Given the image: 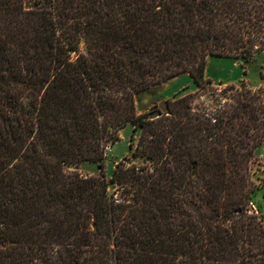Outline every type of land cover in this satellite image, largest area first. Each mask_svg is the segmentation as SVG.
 Listing matches in <instances>:
<instances>
[{"label":"trees","instance_id":"16d2710c","mask_svg":"<svg viewBox=\"0 0 264 264\" xmlns=\"http://www.w3.org/2000/svg\"><path fill=\"white\" fill-rule=\"evenodd\" d=\"M262 52L264 0H0V264H264V90L135 111L184 74L210 89V57Z\"/></svg>","mask_w":264,"mask_h":264},{"label":"rangeland","instance_id":"374dc122","mask_svg":"<svg viewBox=\"0 0 264 264\" xmlns=\"http://www.w3.org/2000/svg\"><path fill=\"white\" fill-rule=\"evenodd\" d=\"M205 78L211 82L210 89H197L188 74L178 76L171 79L157 87L152 88L149 92L144 93L136 98L135 111L136 114L141 115L149 112L151 109L163 113L159 107L162 103H168L175 97L181 94L198 93V101H209V93L221 92L226 86L233 85L235 88H241V84L247 89L257 91L264 90V86L258 87L257 85H264V53L254 56V58L245 62L241 58L231 57H210L207 60ZM198 90V91H197ZM205 92V93H204ZM234 91H227L228 96L232 95ZM222 103V101H220ZM133 135L135 141L138 137V132H133V127L128 124L123 129L118 131V140L112 144L108 143L110 150L105 153L104 157V173L106 177L112 175L113 169L119 162H123L124 158L130 157L131 150L129 149L130 136ZM264 148V142L261 148ZM261 148L257 151V159L253 165L255 171L254 181L256 182L258 190L254 193L249 203L248 208L253 211L264 214V174L260 168L264 166V153ZM138 162V161H136ZM83 176L98 175L99 170L97 164L82 163L77 166L71 167ZM114 188L111 186L110 190ZM254 212V211H253Z\"/></svg>","mask_w":264,"mask_h":264},{"label":"water","instance_id":"95a60500","mask_svg":"<svg viewBox=\"0 0 264 264\" xmlns=\"http://www.w3.org/2000/svg\"><path fill=\"white\" fill-rule=\"evenodd\" d=\"M159 107L161 108V111H162L163 113L167 112V103H166V102L160 104Z\"/></svg>","mask_w":264,"mask_h":264},{"label":"crops","instance_id":"0c3cea01","mask_svg":"<svg viewBox=\"0 0 264 264\" xmlns=\"http://www.w3.org/2000/svg\"><path fill=\"white\" fill-rule=\"evenodd\" d=\"M264 52H262V54H263ZM261 54V53H260ZM258 87H261V86H264V85H262V83L261 84H259V85H257ZM261 150L263 151V153H264V148L262 147L261 148ZM260 170H261V172L264 174V166H262V169L260 168Z\"/></svg>","mask_w":264,"mask_h":264},{"label":"built area","instance_id":"2783aa9c","mask_svg":"<svg viewBox=\"0 0 264 264\" xmlns=\"http://www.w3.org/2000/svg\"><path fill=\"white\" fill-rule=\"evenodd\" d=\"M110 150V146L107 144L105 147H104V152L106 153L107 151ZM254 212H256L255 210H253Z\"/></svg>","mask_w":264,"mask_h":264}]
</instances>
